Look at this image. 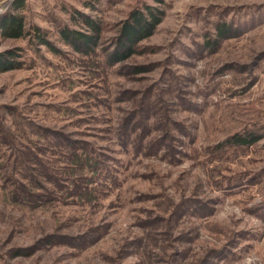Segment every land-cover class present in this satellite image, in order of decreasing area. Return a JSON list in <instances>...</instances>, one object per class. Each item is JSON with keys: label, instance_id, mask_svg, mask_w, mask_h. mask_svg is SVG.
<instances>
[{"label": "rangeland", "instance_id": "374dc122", "mask_svg": "<svg viewBox=\"0 0 264 264\" xmlns=\"http://www.w3.org/2000/svg\"><path fill=\"white\" fill-rule=\"evenodd\" d=\"M148 8L152 33L109 63ZM10 13L27 32L0 36L18 65L0 72V264H264V0H0ZM85 18L88 54L61 36Z\"/></svg>", "mask_w": 264, "mask_h": 264}, {"label": "trees", "instance_id": "16d2710c", "mask_svg": "<svg viewBox=\"0 0 264 264\" xmlns=\"http://www.w3.org/2000/svg\"><path fill=\"white\" fill-rule=\"evenodd\" d=\"M15 10L22 8V3H17L14 7ZM131 18L124 21L117 40L114 46V50L107 56L108 62L111 64L119 63L126 60L131 54H133V47L140 40L147 38L155 26L158 24L157 17L151 8L147 9V17L142 13L131 12ZM84 23L93 31L84 33L81 31H69L64 30L61 36L64 42L73 46L78 51H83L88 54V50L93 51V45L97 40L98 29L95 24L85 18ZM27 31L24 27V18L20 14L10 13L6 15L0 22V36L8 39L22 38ZM97 32V33H96ZM220 34V32H219ZM37 44L48 45L47 41L39 34V30L35 29L32 33ZM15 53L12 51H4L0 53V72H6L8 70L16 68L18 65L15 62ZM244 139L240 136H235V144L241 146H248L257 141V138Z\"/></svg>", "mask_w": 264, "mask_h": 264}]
</instances>
